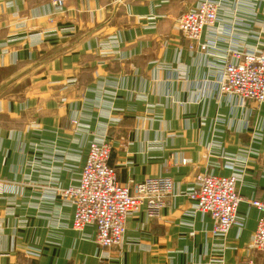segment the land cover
Masks as SVG:
<instances>
[{
    "label": "crops",
    "instance_id": "crops-1",
    "mask_svg": "<svg viewBox=\"0 0 264 264\" xmlns=\"http://www.w3.org/2000/svg\"><path fill=\"white\" fill-rule=\"evenodd\" d=\"M52 1L0 0V264H264L249 204L264 199V103L214 90L228 49L264 43V0H222L214 68L176 28L200 0H67L59 16ZM94 139L133 195L148 178L174 184L158 217L133 212L109 250L94 226L72 228L59 194ZM234 172L237 223L216 238L185 193L196 175Z\"/></svg>",
    "mask_w": 264,
    "mask_h": 264
},
{
    "label": "built area",
    "instance_id": "built-area-1",
    "mask_svg": "<svg viewBox=\"0 0 264 264\" xmlns=\"http://www.w3.org/2000/svg\"><path fill=\"white\" fill-rule=\"evenodd\" d=\"M67 0H53V14L64 13ZM222 0H200L197 5L179 17L176 28L188 42V50L200 52L210 59L208 67L218 61L220 43L213 28L218 20ZM208 39L202 40L203 33ZM230 33V32H229ZM223 50V49H221ZM224 51V50H223ZM230 57L223 56L217 69L214 90L220 96H233L239 105L252 103L259 107L264 103V43L258 49H228ZM112 147L105 139H94L88 144L78 181L59 191L65 203L73 207V229L81 230L92 225L96 229V244L102 249H113L122 242L128 217L144 208L148 218L158 217L174 184L169 177L148 178L134 185L136 194L128 185L118 182L115 169L109 165ZM183 165L186 161H181ZM237 173L229 177L200 174L186 193L195 212L209 216L212 236L224 237L237 223V212L242 198L236 185ZM260 217L252 236L250 250L264 253V199L251 200ZM251 264V263H249Z\"/></svg>",
    "mask_w": 264,
    "mask_h": 264
},
{
    "label": "rangeland",
    "instance_id": "rangeland-1",
    "mask_svg": "<svg viewBox=\"0 0 264 264\" xmlns=\"http://www.w3.org/2000/svg\"><path fill=\"white\" fill-rule=\"evenodd\" d=\"M230 176V175H229ZM229 176H227V177H229Z\"/></svg>",
    "mask_w": 264,
    "mask_h": 264
}]
</instances>
